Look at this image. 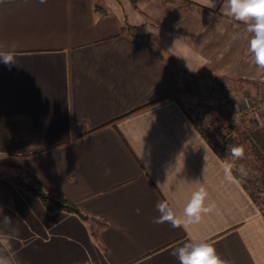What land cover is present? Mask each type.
Wrapping results in <instances>:
<instances>
[{
  "label": "crops",
  "instance_id": "crops-1",
  "mask_svg": "<svg viewBox=\"0 0 264 264\" xmlns=\"http://www.w3.org/2000/svg\"><path fill=\"white\" fill-rule=\"evenodd\" d=\"M222 4L0 0V52L17 63H0V208L12 217L0 249L12 264H179L172 252L192 238L230 264H264V216L194 123L210 137L201 106L219 84L264 111L252 34ZM252 130L264 144V112ZM17 180L80 214L46 209ZM200 187L199 223L154 222L158 201L179 216Z\"/></svg>",
  "mask_w": 264,
  "mask_h": 264
},
{
  "label": "clouds",
  "instance_id": "clouds-1",
  "mask_svg": "<svg viewBox=\"0 0 264 264\" xmlns=\"http://www.w3.org/2000/svg\"><path fill=\"white\" fill-rule=\"evenodd\" d=\"M45 3L46 0H40ZM202 7L215 8L216 0H198ZM221 13L233 17L236 21L246 25L247 31L251 33L248 42V49L252 55L255 65L259 69H264V0H223ZM15 45H13V49ZM0 63L11 66L17 64L12 52H0ZM233 161L243 159L245 148L242 145L231 148ZM232 164L225 165V178L230 182H235L236 177L232 174ZM241 176H246L247 172L243 165L239 168ZM207 193L203 187L194 191L187 205L183 208L182 215L174 213L173 208L167 200L158 201L156 209L159 216L154 222L157 224L169 223L172 228H183L188 230L191 225L197 224L201 220L202 213H207L209 209L204 206ZM12 225V217L4 214L0 208V232L3 226ZM172 255L177 258L179 264H230L229 261L222 259L217 253L216 248L206 239L192 238L183 246L176 248ZM0 264H12L9 256L0 249Z\"/></svg>",
  "mask_w": 264,
  "mask_h": 264
},
{
  "label": "rangeland",
  "instance_id": "rangeland-1",
  "mask_svg": "<svg viewBox=\"0 0 264 264\" xmlns=\"http://www.w3.org/2000/svg\"><path fill=\"white\" fill-rule=\"evenodd\" d=\"M221 85L229 89L232 97V110L227 111L219 101L205 97L201 106L202 125L210 133L211 141L219 147L224 160L233 165L232 171L238 176L264 216V155L246 137L248 132L253 131L252 129L258 124L264 111L261 108H255L253 112L246 110L244 113H240L239 109L245 104V101L256 104L255 99L245 96L246 100L237 104L234 102L232 88L226 84ZM256 113L259 114L256 115ZM227 137L230 140H226ZM238 145L245 148V156L243 159L233 161L230 150ZM241 165L247 172L246 176H241L239 173Z\"/></svg>",
  "mask_w": 264,
  "mask_h": 264
},
{
  "label": "trees",
  "instance_id": "trees-1",
  "mask_svg": "<svg viewBox=\"0 0 264 264\" xmlns=\"http://www.w3.org/2000/svg\"><path fill=\"white\" fill-rule=\"evenodd\" d=\"M124 27L128 32L130 30H132V27L127 23H125ZM194 123H195L196 127L198 128V130H200L202 132L205 139L212 146V148L214 150H216L221 157H223L221 152L217 150V148L215 146L216 144H214V142H212L211 139H209L210 138L209 135H206L204 130L202 128H200L195 121H194ZM246 137L249 138L252 141L251 142L252 145L257 147V149L261 152V154L264 155V144L257 138L255 133L253 131H249L248 134L246 135ZM226 140H230V139H228V137H227ZM236 178L239 180L238 176H236ZM16 183H18V185L23 187L29 193L37 196L41 200L42 204L48 210L63 209V210L69 211V212H75V213L80 214L78 208L74 204L70 203L69 201H67L65 199H61V200L58 199L55 195H52L50 193L43 191L41 188L37 187L33 183H24L21 180H17ZM242 186L244 187L243 184H242Z\"/></svg>",
  "mask_w": 264,
  "mask_h": 264
},
{
  "label": "built area",
  "instance_id": "built-area-1",
  "mask_svg": "<svg viewBox=\"0 0 264 264\" xmlns=\"http://www.w3.org/2000/svg\"><path fill=\"white\" fill-rule=\"evenodd\" d=\"M205 97L211 100L219 101L222 105V107L227 110L231 111L232 109V97L230 95L229 89L224 87L223 85H214L207 89L205 92ZM255 108L260 109L261 106L258 103H250L248 101H245V104L239 109L240 113H244L246 110L254 111Z\"/></svg>",
  "mask_w": 264,
  "mask_h": 264
}]
</instances>
